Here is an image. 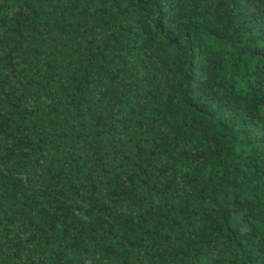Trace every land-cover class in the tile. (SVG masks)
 Here are the masks:
<instances>
[{"label":"trees","instance_id":"obj_1","mask_svg":"<svg viewBox=\"0 0 264 264\" xmlns=\"http://www.w3.org/2000/svg\"><path fill=\"white\" fill-rule=\"evenodd\" d=\"M0 264H264V0H0Z\"/></svg>","mask_w":264,"mask_h":264}]
</instances>
